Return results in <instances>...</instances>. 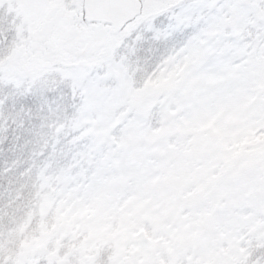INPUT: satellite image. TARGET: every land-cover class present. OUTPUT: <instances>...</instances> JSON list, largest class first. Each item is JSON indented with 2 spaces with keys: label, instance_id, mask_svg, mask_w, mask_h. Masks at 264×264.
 I'll return each mask as SVG.
<instances>
[{
  "label": "rangeland",
  "instance_id": "rangeland-1",
  "mask_svg": "<svg viewBox=\"0 0 264 264\" xmlns=\"http://www.w3.org/2000/svg\"><path fill=\"white\" fill-rule=\"evenodd\" d=\"M81 6L50 0L66 17L47 25L0 0L26 65L121 68L95 111L56 78L50 97L0 105V264H264V0H184L178 34L130 65Z\"/></svg>",
  "mask_w": 264,
  "mask_h": 264
},
{
  "label": "snow or ice",
  "instance_id": "snow-or-ice-1",
  "mask_svg": "<svg viewBox=\"0 0 264 264\" xmlns=\"http://www.w3.org/2000/svg\"><path fill=\"white\" fill-rule=\"evenodd\" d=\"M16 2L18 6L20 3L26 5L41 19L45 11L50 8V0H16ZM68 2L72 8H75L77 3L82 5L80 20L89 29L102 26L104 29L113 30L119 25V32H111L109 40L112 44L113 59L125 65H130L133 58L139 56L138 46L146 40L159 44L173 39L178 34L186 14V9L182 6L184 0H173L170 6L162 9L156 8L150 2L146 4L145 0H139L140 12L127 19L111 15L113 11L127 7L126 0H68ZM141 12H144V16L139 18ZM98 13L103 15L98 16ZM19 24V16L10 13L4 35L0 37V89L4 91L0 105L7 107L9 104H19L23 107L33 98L50 97L51 93L45 84L47 80L56 78L68 85L69 99L73 105L79 106V110H97V105H101L103 101L91 96L94 87L97 84L105 89L116 86L109 71L111 61L106 57L100 58L89 65L77 64L65 68L63 73L46 71L36 62L26 65L20 50L21 40L17 27ZM126 28L127 33L121 37L120 34L124 33ZM37 31L39 32V29ZM95 34V31L89 33L93 38ZM88 56L90 54L76 59H86Z\"/></svg>",
  "mask_w": 264,
  "mask_h": 264
},
{
  "label": "flooded vegetation",
  "instance_id": "flooded-vegetation-1",
  "mask_svg": "<svg viewBox=\"0 0 264 264\" xmlns=\"http://www.w3.org/2000/svg\"><path fill=\"white\" fill-rule=\"evenodd\" d=\"M71 16H73V18H75V20H80V9H79L78 13L73 14ZM34 17H36V19L39 18V17H37V14ZM65 17H66V15L60 13L59 9L57 7H53V8L50 7L49 9H47L45 11L44 16H43V18H46V24L47 25H49V23L52 24V21H54V20L57 22V21L62 20ZM47 43H48V41H47ZM25 57L27 58V53L25 54ZM22 59H25L23 57V55H22ZM46 64H48L47 66H50L47 70L54 69V70H57V71H60L62 69L68 68V67H74L75 66V65H71L69 63H65L62 60L56 61V62H54L51 65H49L50 63H46ZM80 64L87 65V64H84V63H80Z\"/></svg>",
  "mask_w": 264,
  "mask_h": 264
},
{
  "label": "water",
  "instance_id": "water-1",
  "mask_svg": "<svg viewBox=\"0 0 264 264\" xmlns=\"http://www.w3.org/2000/svg\"><path fill=\"white\" fill-rule=\"evenodd\" d=\"M127 7L119 10H115L111 13L113 16L117 17H123L124 19L129 18L130 16L136 15L137 12H140V3L139 0H126ZM86 7V5L84 6ZM98 16H102L103 13H98ZM142 15V12L140 16ZM121 23H123V20H121ZM115 32H119V25L116 26L115 29H113Z\"/></svg>",
  "mask_w": 264,
  "mask_h": 264
},
{
  "label": "trees",
  "instance_id": "trees-1",
  "mask_svg": "<svg viewBox=\"0 0 264 264\" xmlns=\"http://www.w3.org/2000/svg\"><path fill=\"white\" fill-rule=\"evenodd\" d=\"M228 20H230V18H227ZM229 23H231V24H229L228 25V27L231 29V31H233V27H232V23L233 22H229ZM112 63V62H111ZM109 71H110V74H111V76H112V78H113V80H116L118 77H117V75H118V73H121V68L120 67H118V66H115V64H110L109 65ZM125 80V79H124ZM120 83V82H119ZM117 85H118V82H117ZM121 85V84H120ZM123 85V84H122ZM128 86L130 87V85L128 84ZM120 88H121V86H119ZM118 87V88H119ZM95 91H96V94H102L101 96H103L104 98H105V94H106V89L103 87V86H101V85H97L96 87H95V89H94ZM95 94V95H96ZM98 98H100V95H99V97ZM101 99V98H100ZM102 101H103V99H101ZM89 110H91V109H89ZM84 114V113H83ZM89 117H88V115L87 114H84L83 115V117H82V119H83V121L84 122H88L89 121V119H88ZM9 138L10 137H7V140H6V142L7 143H12L10 140H9ZM6 147V146H5ZM8 147V146H7ZM257 197V196H256Z\"/></svg>",
  "mask_w": 264,
  "mask_h": 264
}]
</instances>
